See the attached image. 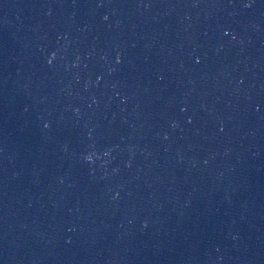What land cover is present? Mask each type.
<instances>
[{
  "label": "water",
  "instance_id": "obj_1",
  "mask_svg": "<svg viewBox=\"0 0 264 264\" xmlns=\"http://www.w3.org/2000/svg\"><path fill=\"white\" fill-rule=\"evenodd\" d=\"M0 264H264V0H0Z\"/></svg>",
  "mask_w": 264,
  "mask_h": 264
}]
</instances>
